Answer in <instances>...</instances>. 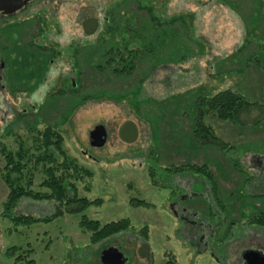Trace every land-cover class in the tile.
Masks as SVG:
<instances>
[{"label": "rangeland", "instance_id": "obj_1", "mask_svg": "<svg viewBox=\"0 0 264 264\" xmlns=\"http://www.w3.org/2000/svg\"><path fill=\"white\" fill-rule=\"evenodd\" d=\"M110 1L33 0L0 31V140L9 143L3 136L10 130L24 135L52 126L69 157L92 172L90 189L79 196L99 199L79 213L16 225L2 216L8 190L0 179V264H20L15 257L25 253L36 264H102L107 248L120 251L124 264H243L245 250L264 252V230L246 223L264 210V115L255 122L259 110L253 109L243 125L206 116L231 145L226 150L199 146L191 120L201 96L228 87L264 104V0H165L166 9L164 0L151 2L159 25L146 9L126 2L117 18L126 10L136 14L150 44L134 72L120 76L94 67L107 42L86 35L79 21L94 10L102 21ZM173 13H181L179 22L172 23ZM98 124L107 140L93 147L88 135ZM183 163H206L218 182L216 197L200 181L182 200L189 218L197 212L206 220L196 227L201 243L168 205L178 196L174 184L190 179L164 168ZM55 208L54 201L21 198L12 217L44 218ZM82 214L101 224L128 218L129 226L92 244L91 233L78 226ZM12 246L19 249L8 255Z\"/></svg>", "mask_w": 264, "mask_h": 264}, {"label": "trees", "instance_id": "obj_2", "mask_svg": "<svg viewBox=\"0 0 264 264\" xmlns=\"http://www.w3.org/2000/svg\"><path fill=\"white\" fill-rule=\"evenodd\" d=\"M128 1H134L138 7L146 9L149 19L151 21L155 20L156 25L160 24V20L154 13L155 8L150 5L151 2H158L159 0H111L103 4L102 21L94 15L95 10L93 12L92 9L93 15H90L92 13L89 12H83L79 15V21L86 35L95 33L97 36L99 34L100 39L107 42V46L100 53L102 62L96 63L94 67L98 70L109 69L116 76L132 74L139 56L147 44H150V41H147L150 37V34H147L148 27L144 24L140 27V20L136 14L134 15L131 11L126 10L125 14L117 18V10L122 8ZM167 4L164 0V9L167 8ZM180 14L173 13L169 17L172 19V23L179 22L180 18L178 16ZM1 23L2 21H0ZM7 23L6 21V23L1 24L0 31H4L7 26H12L11 23ZM80 43H88V40ZM97 45L96 43L92 46ZM3 53L7 54L5 51ZM254 61L257 64L259 63L257 58ZM253 109L259 110V114L255 117L256 122L261 118V115H264V104L249 100L245 95L231 87L218 90L207 96H201L195 107L194 118L191 120L194 141L202 147L211 146L220 150L230 148L231 145L218 137L213 127L207 124L204 118L211 115L222 121L243 125L246 124L242 120L243 116H250ZM3 137L9 138L7 144L0 140V157L3 161L0 167V179L8 190L5 200L2 202L3 217H8L16 225L28 226L26 224L30 225L38 220L49 221L64 213L82 212L92 203L99 202V199L91 200L79 196L81 190L87 191L90 189L92 172L79 166L74 158L69 157L63 145L64 137L60 131L47 125L40 130L30 129L24 135L10 130ZM164 169L176 179L178 177L199 179L198 182L206 183L211 195L216 197L219 188L218 182L213 171L206 163L169 164ZM155 172L156 169L153 168L149 174L150 177L153 178ZM186 172H189L190 175H187V177L180 176ZM36 182H38V188L34 187ZM173 188L172 192L177 191L178 194L184 191L176 183ZM21 198L54 201L56 202V208L52 215L44 218H34L31 215L12 217V211ZM134 202L136 206L148 205L144 200L134 199ZM246 223L264 230V210L251 215ZM78 226L82 231L90 232V242L97 244L127 230L129 219L122 218L101 224L99 221L82 214ZM144 230L145 227L140 230V234L143 239H147ZM18 249V247L12 246L6 252L9 255L17 252ZM21 250L18 251L20 254L25 253L24 250L23 252ZM27 257L25 253L23 256H16L15 260L20 261V264H36L34 259ZM166 263L170 264L169 261Z\"/></svg>", "mask_w": 264, "mask_h": 264}, {"label": "water", "instance_id": "obj_3", "mask_svg": "<svg viewBox=\"0 0 264 264\" xmlns=\"http://www.w3.org/2000/svg\"><path fill=\"white\" fill-rule=\"evenodd\" d=\"M30 0H0V13L14 14ZM89 142L93 147H102L107 140V131L103 124L95 125L89 132ZM244 264H264V253L260 250H245L242 255ZM102 264H124L123 255L115 248H107L101 253Z\"/></svg>", "mask_w": 264, "mask_h": 264}, {"label": "flooded vegetation", "instance_id": "obj_4", "mask_svg": "<svg viewBox=\"0 0 264 264\" xmlns=\"http://www.w3.org/2000/svg\"><path fill=\"white\" fill-rule=\"evenodd\" d=\"M32 1L33 0H30L29 2H27V4L22 9H20L17 12H15L14 14L6 15L4 13H0V21H8V20H11V19H16L18 17L17 16L18 13H21L20 11L30 8L29 4ZM0 64H1V67L4 65L3 62H1ZM255 160H257V158ZM176 183L184 191L182 193H179L178 196L175 199L168 201V205L170 207L169 209L172 211V213H174L176 215V217H178V218L180 217L179 219L185 220L187 226L189 224L190 227L191 226H192V228L194 227L193 228L194 229L193 232H195V234L198 233L199 242L201 243V240H202V238H201L202 237V234H201L202 229H197L196 227H199V226L202 227L203 226V222H206V220L205 221H203L202 219L198 220L196 218L197 217V212H194L193 214H191V217L189 218L188 215L186 214V208L182 204V200H185V198L187 197V195H188L187 194V190L190 189L192 184L185 185V183H183L182 185H180L179 182H176ZM260 251H262V250H260ZM241 259H242V257H241ZM242 262H243V260H242ZM243 264H244V262H243Z\"/></svg>", "mask_w": 264, "mask_h": 264}, {"label": "crops", "instance_id": "obj_5", "mask_svg": "<svg viewBox=\"0 0 264 264\" xmlns=\"http://www.w3.org/2000/svg\"><path fill=\"white\" fill-rule=\"evenodd\" d=\"M178 178H180V177H178ZM182 179H185V178H182ZM190 179V184H197V182L199 181V179H197V178H189Z\"/></svg>", "mask_w": 264, "mask_h": 264}]
</instances>
